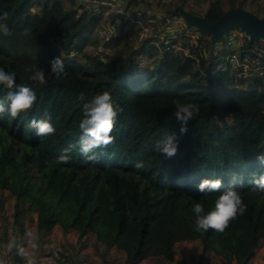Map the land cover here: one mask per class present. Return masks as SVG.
I'll use <instances>...</instances> for the list:
<instances>
[{"label":"trees","instance_id":"obj_1","mask_svg":"<svg viewBox=\"0 0 264 264\" xmlns=\"http://www.w3.org/2000/svg\"><path fill=\"white\" fill-rule=\"evenodd\" d=\"M98 1L0 0V14L8 13L10 29V35L0 33V68L15 72L16 84L37 95L33 108L18 117L7 111L0 114V210L9 193L12 222L20 236L32 224L39 233L56 226L73 229L81 243L93 235L97 251L102 247L105 253H124L125 264H141L147 258L173 262L177 246L188 244L200 251L197 264H204L210 252L227 264H250L264 245V192L255 184L264 175V166L256 160L264 154V75L243 79L229 67L217 70L219 52L201 56L198 65L164 51L155 44H164L160 37L139 41L137 21L154 28L151 20L157 13L149 2L122 0L125 9L133 10L131 21L110 12L103 3L109 0ZM162 2L157 1L162 11L180 18V7L208 23L247 4ZM117 19L116 33L102 36L104 22ZM158 19L169 21L161 13ZM26 28L30 34L22 35ZM136 41L140 44L134 48ZM59 56L66 72L59 79L41 86L25 72L32 65L50 71L51 61ZM15 90L0 85V98ZM104 91L123 109L112 133L115 142L82 154L83 104ZM177 99L198 104L200 114L187 125L177 155L165 159L154 149L169 134L179 135ZM49 117L55 134L36 136L30 121ZM70 144L75 145L70 162L56 164ZM138 161L142 168L135 167ZM203 179H220L223 184L217 192L200 193ZM230 186L242 195L246 213L230 222L224 233L195 231L193 203L210 211ZM4 237L0 234V240ZM59 255L65 263L71 260L64 252ZM13 258L25 264L16 250Z\"/></svg>","mask_w":264,"mask_h":264},{"label":"clouds","instance_id":"obj_2","mask_svg":"<svg viewBox=\"0 0 264 264\" xmlns=\"http://www.w3.org/2000/svg\"><path fill=\"white\" fill-rule=\"evenodd\" d=\"M8 13L0 14V33L7 36L10 35V29L6 23ZM30 29L26 28L22 35H29ZM25 72H31L30 79L38 82L41 86L45 85L51 78L59 79L61 75L66 74L63 60L55 57L50 63V71H46L35 65L26 66ZM0 85L6 86L8 89L15 88V91H9L5 96L0 98V114L5 111L12 118L18 117L21 113L31 110L36 103L37 95L32 88L23 84H16L15 72L5 71L0 68ZM79 99L83 100L81 94ZM175 110L174 116L176 121L181 125L179 135L171 133L166 138L158 141L155 144V151L163 158L170 159L177 155L180 148V139L188 133L187 125L196 116L200 114V106L196 103H184L179 99L174 101ZM83 118L79 122L80 136V151L82 154L93 152L94 150L107 148L115 142V137L112 135L116 128L117 118L120 112L123 111L119 105L112 101L110 92L104 91L96 94L91 100L83 104ZM30 127L35 130V135L38 137H46L54 135L56 129L48 119H33L30 121ZM75 145L70 144L63 149L61 154L56 158V164H68L71 160V151ZM256 160L264 166V154L258 155ZM136 168H142V162L135 164ZM220 179H203L198 185V192L213 193L217 192L222 187ZM255 184L257 189L264 192V175H261ZM247 211V205L244 203L242 195L233 187H229L215 200V206L210 211L205 212L204 205L200 202H194L192 212L195 215V231L206 233L209 230H214L218 233H224L229 227L230 222L236 220L238 216H242ZM25 238L27 247H18V255L24 260L25 264H36L35 250L37 249V235L32 230H26ZM0 264H3L0 261Z\"/></svg>","mask_w":264,"mask_h":264},{"label":"rangeland","instance_id":"obj_3","mask_svg":"<svg viewBox=\"0 0 264 264\" xmlns=\"http://www.w3.org/2000/svg\"><path fill=\"white\" fill-rule=\"evenodd\" d=\"M157 1L158 0H142V4H145V5H146V3L149 2L150 6H151V11L157 13L156 16H154L151 20L154 23V28H156V29L152 28V26H146V24L143 21H140V23L137 22V23H139L138 24L139 27H141L139 34H138L139 41L142 40L143 38L148 39L151 37H156V38L160 37V36H162V33L171 31V30H168L167 28L173 27V26L176 27V26L184 25L183 24L184 21L182 20V17H180L178 20V19L174 18L175 16H173L172 12L168 13L167 11H162L161 4H160V7H159L160 9H159L157 6ZM162 1H163L162 5L165 4L164 3L165 1L166 2H169V1L176 2V0H162ZM243 1L246 2V0H243ZM109 2H110V0H109ZM112 3H114L115 5H120V7H118L117 9L116 8L113 9L112 6H110L111 7L110 12L123 15L126 17V19H129L132 21L133 10L131 8L125 9V7L127 5H125V3L122 0H113ZM246 3L247 4L243 7V10H246V11L248 10L249 12H252V13H258L259 16H261V17L264 16V0H247ZM252 3H253V6H252ZM176 4L180 5V1L176 2ZM93 5H95V4H93ZM166 9L167 8L165 7V10ZM255 9H257V10H255ZM159 13H161L162 15L166 14V17L169 20L168 23H163L158 19ZM172 17H173V19H172ZM174 20H178V21H174ZM104 23L105 24L102 27V29L100 30V33L102 36H109L112 33H116L115 28L120 23V20L117 19V20H115V22H112V20H109V22L107 21V23L106 22H104ZM161 28H164V30H161ZM232 30H235L238 34L240 33L239 31H242L244 36H245V33H244L245 31H243L241 29V27H237V26L233 27L229 30V32ZM245 38H247V37L245 36ZM139 41H136L134 43L132 42V46L134 48H137L140 44ZM218 41H219L218 45L220 46V48L218 50L219 55L224 60L226 59L227 56H229L233 53L234 48L236 49L239 47L238 46L239 40L238 39H229V38H227V34H222L219 37ZM158 43H161V42H158ZM232 69H235V67ZM230 71H232V70H230ZM235 76H236V78H239L237 75H235ZM5 200L6 201H5L4 208H3V210H0V220L2 221V223L0 225V229H4V230L10 229V228L16 229L13 222H12V219L10 217L11 214H10V216L6 215L8 210L12 207V204L10 203V201H12L13 198L11 196H9V197L5 198ZM10 213H11V211H10ZM30 229H35V228L31 227ZM35 233L37 236H39V234L41 235V237L37 240V245L41 247V254L39 256L41 264L51 263L52 262L51 258L57 260L56 256H53V255H55V253L53 251H56V250L54 249V250H51V252H50V249L55 247L57 243L63 244L65 241L66 242L65 247L70 252H73V250L75 248H78V246L79 247L82 246L80 243L77 242V231H75L73 229L65 231L62 229V227L56 226L49 233H39V232L38 233L35 232ZM11 236L9 238L10 240H11ZM4 238L6 240L8 237H4ZM19 238H20V241L24 240L27 243L25 236H20ZM2 239H3V235H2ZM6 241L8 242V240H6ZM26 243H25V246H26ZM86 243H88L89 249L98 253L92 239H90L89 242L87 241ZM190 246L191 245H189V244L188 245H178L176 248L177 259L181 262L183 261V264H195L198 257H199L198 256L199 252H197L199 250L196 248L197 245L195 244V246L194 245L191 246L193 249L192 254L188 255L187 259L185 258V252L190 248ZM183 248H185V252L181 253ZM83 250H85V247L83 248ZM49 252L51 254V256H50L51 258L47 256ZM74 256L76 257V261H77L79 254L78 253L73 254V257ZM210 257H215V259L209 260ZM206 258H207V262L211 261L214 264L216 263V258H222L223 259L222 261L225 264H227V261L222 256L217 255L214 252L208 253L206 255ZM145 261L148 262L147 264H150V263L151 264H163L164 263V260H160L157 258H147L144 260V262ZM205 261H206V259H205ZM64 262L62 264H70V262H67V263H64ZM38 264H39V262H38ZM250 264H264V246L262 247V249H259V251L257 252L256 256L254 257V259L251 261Z\"/></svg>","mask_w":264,"mask_h":264},{"label":"built area","instance_id":"obj_4","mask_svg":"<svg viewBox=\"0 0 264 264\" xmlns=\"http://www.w3.org/2000/svg\"><path fill=\"white\" fill-rule=\"evenodd\" d=\"M84 1L95 5L99 3L98 0ZM112 2L104 1L103 3L112 6L113 9L120 7V5H115ZM137 22L140 23V21ZM183 24L160 36L164 44L158 42H155V44L164 46V51L171 50L175 55L191 58L198 65L201 56L208 58L212 53L217 54L219 52L220 46L213 44L211 36L201 33L195 27L186 25L185 22ZM239 32L238 34L235 30H232L228 33V37L230 35L229 39L239 40V47L234 48L233 53L227 56L225 60L221 59L217 70L229 67L233 71H231L232 74L243 79L264 75V39L252 41L247 37L250 40V44L247 45V38H245L242 31ZM234 67L235 69H232ZM0 261L3 264H17L14 261L12 251L2 243V240H0Z\"/></svg>","mask_w":264,"mask_h":264},{"label":"crops","instance_id":"obj_5","mask_svg":"<svg viewBox=\"0 0 264 264\" xmlns=\"http://www.w3.org/2000/svg\"><path fill=\"white\" fill-rule=\"evenodd\" d=\"M174 21H176V20H174ZM174 27L175 26L169 27L167 29L168 30H172ZM161 30H164V28H161ZM217 44H219V43H217ZM9 196H10L9 193H7L5 195V198H7ZM12 202H13V200L10 201L11 204H12ZM11 209L12 208H10L8 210V212H7L6 215H9L10 216V214L12 213V212L10 213ZM11 219H12V217H11ZM1 223H2V221L0 220V225H1ZM32 227L35 228V225H32ZM30 230H32L34 233L35 232L38 233V230L36 228L35 229H30ZM4 231H5L4 229H0V234L3 235ZM6 232H7L6 233L7 235L5 237H8L6 240H8L9 243L5 240V238H4V240H2V243L10 251H12V253L15 250L17 251L18 247H20V246L27 247V243L24 240L20 241V238H19L20 237V234L17 232V229H11L10 228V229H7ZM10 236H11V240L9 239ZM37 237L39 239L41 237V235L39 234V236H37ZM90 239L93 240V243L95 245L94 236L93 235L87 236L86 238L83 239V241L81 243V242L78 241V233H77V242L80 243L82 246L81 247L78 246V248H75L73 250V252H70V251H68L66 249V247H65L66 242L65 241H64L63 244L57 243L55 247H53V248L50 249V252H51V250H54V249L56 250V251H53L55 253V255H53V256H56L57 260L56 259H52L50 257L51 254L49 252L47 256L51 258L52 262L51 263H48V264H62L65 261V257H63V256L60 257L59 253H63V252H64V255L67 254V256L68 255L71 256V258H70L71 260L68 261V262H70V264H125L124 263L125 262V255H124V253L118 252L116 249H110L106 253H105L104 248H102V247H100L98 249V251H97L98 253H96L95 251L89 249L88 243H86V242L87 241L89 242ZM25 243H26V246H25ZM191 246H190V248L186 252H185V248H183V250L181 251V253L185 252V258L186 259H187V256L188 255H191L192 252H193V249H192ZM84 247H85V250H83ZM262 247H261V249H262ZM197 252H200V251H197ZM76 253L79 254V256L77 258V261H76V257L75 256L73 257V254H76ZM40 254H41V247L38 246L37 249L35 250L36 264H38V262H39V264H41L40 263V258H39ZM215 257H210L209 260L210 259H215ZM222 260H223L222 258H216V263L215 264H225ZM178 261L179 260L177 259V256L175 254V260L173 262L164 261L163 264H178ZM197 262H198V259H197V261H196L195 264H197ZM147 263L148 262H146V261L144 262L143 261L141 264H147ZM182 263H183V261H182ZM204 264H214V263L211 262V261H208L207 262V258H206V261L204 262Z\"/></svg>","mask_w":264,"mask_h":264},{"label":"water","instance_id":"obj_6","mask_svg":"<svg viewBox=\"0 0 264 264\" xmlns=\"http://www.w3.org/2000/svg\"><path fill=\"white\" fill-rule=\"evenodd\" d=\"M186 25L197 28L201 33L209 35L213 44L219 43L222 34H228L233 27H241L250 40L264 39V17H259L243 9L227 10L218 21L208 23L204 18L193 16L183 8H178ZM175 19L179 17L175 16Z\"/></svg>","mask_w":264,"mask_h":264}]
</instances>
